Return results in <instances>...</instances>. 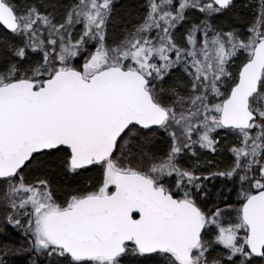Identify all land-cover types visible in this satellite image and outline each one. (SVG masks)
<instances>
[{"label":"snow or ice","instance_id":"obj_1","mask_svg":"<svg viewBox=\"0 0 264 264\" xmlns=\"http://www.w3.org/2000/svg\"><path fill=\"white\" fill-rule=\"evenodd\" d=\"M17 258L264 264V0H0Z\"/></svg>","mask_w":264,"mask_h":264},{"label":"trees","instance_id":"obj_2","mask_svg":"<svg viewBox=\"0 0 264 264\" xmlns=\"http://www.w3.org/2000/svg\"><path fill=\"white\" fill-rule=\"evenodd\" d=\"M17 239L19 240V237H17ZM18 260V264H23V258H17Z\"/></svg>","mask_w":264,"mask_h":264}]
</instances>
